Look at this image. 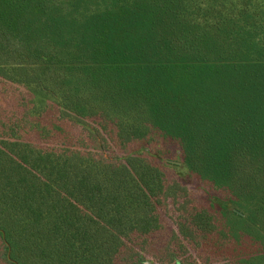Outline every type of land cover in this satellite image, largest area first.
<instances>
[{
	"label": "trees",
	"instance_id": "1",
	"mask_svg": "<svg viewBox=\"0 0 264 264\" xmlns=\"http://www.w3.org/2000/svg\"><path fill=\"white\" fill-rule=\"evenodd\" d=\"M0 264H264V0H0Z\"/></svg>",
	"mask_w": 264,
	"mask_h": 264
},
{
	"label": "rangeland",
	"instance_id": "2",
	"mask_svg": "<svg viewBox=\"0 0 264 264\" xmlns=\"http://www.w3.org/2000/svg\"><path fill=\"white\" fill-rule=\"evenodd\" d=\"M155 157H156V160H158V162H164L166 158L172 159L175 161L181 160L178 146L176 144H169V146L167 147L166 155L164 156L155 155ZM167 173L171 179L179 180L184 186L188 188V191H190L191 193H194L197 196V198H199L205 204H209V200L211 197L213 200H215V198L217 197L222 198L220 193L208 190L207 187L202 185L199 182V180L195 178L194 176H192L184 166L175 167L173 169L171 168L170 171H168ZM205 190L210 193H207ZM164 216H165V220L169 222L168 227L172 228L171 226L173 225L171 224V220L169 219L170 217L168 213H164ZM170 228L168 229L170 230Z\"/></svg>",
	"mask_w": 264,
	"mask_h": 264
}]
</instances>
